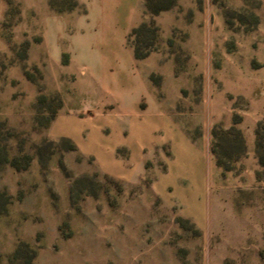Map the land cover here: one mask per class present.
Segmentation results:
<instances>
[{
	"label": "rangeland",
	"instance_id": "rangeland-1",
	"mask_svg": "<svg viewBox=\"0 0 264 264\" xmlns=\"http://www.w3.org/2000/svg\"><path fill=\"white\" fill-rule=\"evenodd\" d=\"M6 1L0 264H264V0H141L137 61Z\"/></svg>",
	"mask_w": 264,
	"mask_h": 264
},
{
	"label": "crops",
	"instance_id": "crops-1",
	"mask_svg": "<svg viewBox=\"0 0 264 264\" xmlns=\"http://www.w3.org/2000/svg\"><path fill=\"white\" fill-rule=\"evenodd\" d=\"M85 5V12H70L66 13L67 15L75 16L74 33H84V24H89L94 27L95 31H98L97 36V45L100 48V51L103 55H107L111 50L107 43L109 38L107 36L108 31H113L114 33H121L119 36V46L127 50L130 48L132 50L133 58L134 57L133 48L128 43V33L130 29L137 23L139 14L141 13L142 3L141 0H79ZM45 3V6L49 9V0H42ZM7 8V1L0 0V25L3 20L4 13ZM53 13V12H52ZM56 14L63 12L57 11ZM76 34V35H77ZM75 35V36H76ZM74 36V38H75ZM69 45L67 50L71 53V61L69 64L77 62L80 58L79 53L77 54L76 41L74 38L69 37ZM82 38V37H81ZM113 39V38H112ZM81 42V40L79 39ZM61 47H59L60 53ZM150 56H157L156 52L150 53ZM146 58V57H145Z\"/></svg>",
	"mask_w": 264,
	"mask_h": 264
},
{
	"label": "trees",
	"instance_id": "trees-1",
	"mask_svg": "<svg viewBox=\"0 0 264 264\" xmlns=\"http://www.w3.org/2000/svg\"><path fill=\"white\" fill-rule=\"evenodd\" d=\"M137 27H132L128 33V43L133 48L134 57L137 60L143 59L147 57L151 52H154L156 48L154 47H148V44L144 43V40H131V36L136 33ZM214 134V133H213ZM237 135L239 137V143L241 147V152L245 150V144L243 141V137L241 135V131L237 129ZM260 146V143L257 142V147ZM71 148H75L74 144L71 143ZM217 162L219 165L223 166L225 169L227 168L223 163V160L221 157L217 156ZM30 262V261H29Z\"/></svg>",
	"mask_w": 264,
	"mask_h": 264
}]
</instances>
